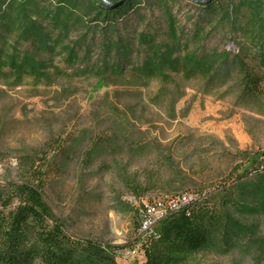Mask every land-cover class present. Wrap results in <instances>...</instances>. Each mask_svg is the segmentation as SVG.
<instances>
[{"label":"rangeland","instance_id":"rangeland-1","mask_svg":"<svg viewBox=\"0 0 264 264\" xmlns=\"http://www.w3.org/2000/svg\"><path fill=\"white\" fill-rule=\"evenodd\" d=\"M207 13L190 0H131L115 24L124 35L147 31L156 43L174 29L187 46L180 57L194 53L204 67L218 62L223 51L230 53L205 76L194 71L189 77L180 73L142 83L128 73L101 80L69 73L58 55L53 62L62 71L49 68L39 77L15 78L3 66L0 184L20 182L22 154L60 140L66 157L54 154L60 160L50 168L44 201L69 233L123 247L117 264H145L146 246L137 240L144 206L166 205L178 193L194 198L224 183L234 186L229 173L239 153H264V60L252 48L264 34L244 29L239 19L230 25L238 14L228 0H219ZM8 14L16 31L19 20ZM168 14L172 29L164 21ZM236 52L248 57L259 79L252 98L241 93L231 56ZM96 55L91 54V63ZM260 160L263 164V155ZM258 170L247 178L244 191L250 210L234 211L230 228L210 231L200 252L207 264H264V164ZM232 192L229 202L235 205L239 193Z\"/></svg>","mask_w":264,"mask_h":264},{"label":"trees","instance_id":"trees-1","mask_svg":"<svg viewBox=\"0 0 264 264\" xmlns=\"http://www.w3.org/2000/svg\"><path fill=\"white\" fill-rule=\"evenodd\" d=\"M10 1L7 4L0 1V74L3 66H7L9 75L15 78L39 77L49 68L62 71L60 65L55 66L53 62L58 55L72 74L99 76L104 80L107 76L124 78L129 73L143 83L180 73L189 77L194 71L205 76L216 63H225L230 55L223 51L218 62L209 61L204 67L194 53L180 57L187 46L182 45L174 29L158 43L147 31L131 35L118 33L116 18L131 0L112 9L100 0ZM228 1L238 14L229 21L230 25L235 26L238 23L235 20L239 19L244 29L253 30L254 27L264 34V0ZM192 3L209 13L219 0ZM11 11L20 23L16 31L9 24ZM164 21L172 29L170 14ZM95 33L98 35L93 39ZM259 36L252 48H258L255 53L264 60V39ZM143 50L142 61L139 56ZM95 51V62L91 63V54ZM231 56L239 72L241 93L252 98L259 89V79L248 65L249 59H245L248 57L240 52ZM48 153H53L52 158H48ZM65 153L66 147L60 140L45 143L43 148L19 157L20 182L0 184V264H117V255L123 247L69 233L65 221L53 213L43 199L42 191L49 182L50 168L58 167L57 162L66 157ZM54 154L60 156L58 161ZM262 155L264 157V153L240 152L239 160L229 173L234 186L224 183L194 197L156 221L148 236L139 235L137 240L146 246L145 264H207L200 252L210 231L230 228L232 214L250 210L244 191L247 178L261 173L258 169L264 164L260 160ZM233 189L239 193L235 205L229 202L234 198ZM220 196L224 198L222 202ZM13 201L16 204L5 213Z\"/></svg>","mask_w":264,"mask_h":264},{"label":"built area","instance_id":"built-area-1","mask_svg":"<svg viewBox=\"0 0 264 264\" xmlns=\"http://www.w3.org/2000/svg\"><path fill=\"white\" fill-rule=\"evenodd\" d=\"M193 198L188 197V195H178L175 197H170L166 202V205L160 202L151 203L144 206V210L141 211L140 215V225L139 230L142 237L148 236L152 233V229L159 219L163 218L169 211L178 210L181 205L189 203ZM165 205V206H164ZM134 253V251L132 252Z\"/></svg>","mask_w":264,"mask_h":264},{"label":"water","instance_id":"water-1","mask_svg":"<svg viewBox=\"0 0 264 264\" xmlns=\"http://www.w3.org/2000/svg\"><path fill=\"white\" fill-rule=\"evenodd\" d=\"M108 9H112V8H117V7H120L122 6L123 4H125V2L127 0H119V1H108V0H100ZM192 2H195V3H200V4H203V3H209L213 0H190Z\"/></svg>","mask_w":264,"mask_h":264}]
</instances>
